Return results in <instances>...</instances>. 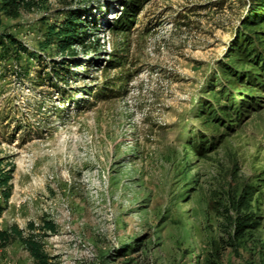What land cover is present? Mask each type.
<instances>
[{
    "label": "rangeland",
    "instance_id": "rangeland-1",
    "mask_svg": "<svg viewBox=\"0 0 264 264\" xmlns=\"http://www.w3.org/2000/svg\"><path fill=\"white\" fill-rule=\"evenodd\" d=\"M129 1L141 8L117 32L107 20ZM247 4L44 0L3 18L38 51L48 24L69 6L84 8L99 52L71 48L66 80L52 76L50 59L62 56L54 47L39 61L0 64V157L14 164L7 202L0 192V230L16 224L27 234L29 221L53 222L42 238L50 264L80 253L79 238L95 255L78 264H264V104L230 129H209L196 115L201 97L213 99L208 82L224 80L217 63ZM40 68L51 77L37 86ZM196 131L217 133L215 148L188 147ZM242 216L251 220L240 234ZM0 264L36 263L13 240L0 247Z\"/></svg>",
    "mask_w": 264,
    "mask_h": 264
},
{
    "label": "trees",
    "instance_id": "trees-1",
    "mask_svg": "<svg viewBox=\"0 0 264 264\" xmlns=\"http://www.w3.org/2000/svg\"><path fill=\"white\" fill-rule=\"evenodd\" d=\"M43 3L44 0H0V64L10 60L16 63L22 55L39 61L42 52L54 47L55 52L62 56L59 59H50L52 76L55 79L66 80L70 74V63L76 62L71 48L79 46L85 52L89 50L94 54L99 52L98 43L91 41L94 33L91 32L84 8L69 6L60 19L48 24L42 39L37 42L38 51L26 46L3 27V18L16 19L23 12H30ZM124 4L125 8L119 17L112 21L107 20L109 26L117 32H125L129 22L133 21L141 8L139 1H129ZM227 52L228 54L217 63L218 75L224 77V80L216 83L217 78L211 79L208 87L203 90L211 92L212 101H206L201 97L197 103L199 107L196 108V115L209 129H219L221 126L230 129L232 126H237L243 116H248L264 104V96L253 93V90L264 89V0H248L246 12L241 17ZM22 74L28 76L29 69H24ZM46 74L42 68L38 69L34 79L37 86H41L47 77H51ZM120 82L126 80L122 79ZM216 84L220 86L217 90ZM186 133L187 131L184 134ZM218 139L217 133L196 131L188 137L187 146L197 154H207L215 148ZM13 168L12 161L0 157V192L4 202H7L11 196L10 181ZM240 195H242L241 199L245 197L243 193ZM246 218L242 216L238 219L235 226L236 233L241 234L247 225L246 222H250L251 219L245 220ZM249 224L251 227L254 226L253 223ZM27 230L28 233L25 234L24 229L16 224L0 230V247L6 246L13 240H19L36 264H50L52 257L45 251L42 238L46 230L50 232L56 230L55 224L42 218L40 224L29 221Z\"/></svg>",
    "mask_w": 264,
    "mask_h": 264
},
{
    "label": "built area",
    "instance_id": "built-area-1",
    "mask_svg": "<svg viewBox=\"0 0 264 264\" xmlns=\"http://www.w3.org/2000/svg\"><path fill=\"white\" fill-rule=\"evenodd\" d=\"M74 246L80 249V253L74 251L73 256L69 260L62 261L61 264H78L82 262L83 259H92L95 255L93 245L89 242L82 241L80 238L75 239ZM72 250H74V248H72Z\"/></svg>",
    "mask_w": 264,
    "mask_h": 264
}]
</instances>
